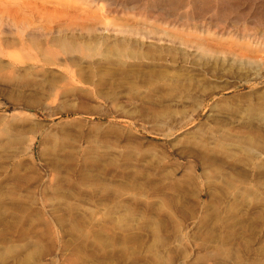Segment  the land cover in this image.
Listing matches in <instances>:
<instances>
[{"label": "rangeland", "instance_id": "374dc122", "mask_svg": "<svg viewBox=\"0 0 264 264\" xmlns=\"http://www.w3.org/2000/svg\"><path fill=\"white\" fill-rule=\"evenodd\" d=\"M72 1L98 28L74 62L0 53V264H264V0L170 24Z\"/></svg>", "mask_w": 264, "mask_h": 264}, {"label": "bare ground", "instance_id": "6f19581e", "mask_svg": "<svg viewBox=\"0 0 264 264\" xmlns=\"http://www.w3.org/2000/svg\"><path fill=\"white\" fill-rule=\"evenodd\" d=\"M31 1L29 0H0V3L5 4V5L4 4L0 5L1 13L3 12L4 15H6V17H9V19L12 15L14 16L17 15L20 10H29L32 12L33 10H35V12H37L36 14H38V17L40 16V18L41 17L44 18L45 15L42 16L43 14H47L46 17L50 16L48 19H45L46 18L45 17L44 18L45 21L42 20V22H45L43 25H38L37 27L36 26L34 27L32 26L33 20L27 21V18H26L25 21L24 19L23 20L20 19L17 21L16 19V17L18 16L17 15L16 17H12L11 18L12 20L10 19L12 22L16 23L14 29L10 28L9 26H8L9 29L6 28L7 25L5 23L3 24L4 20L2 21L1 19H3V17H1L0 26L2 28L0 27L1 28L0 33L2 34V36L0 37V53H2V55L4 56H7L10 59V61L16 62L19 64L24 63L28 60H34L35 62L43 61L49 64H59V65L65 64L67 60L71 61L72 54L74 52L82 53L81 46L77 45L74 41L79 37L84 38L86 32L87 33L91 32V34H93L94 31L95 30L97 31L98 28L92 25L85 28V25L82 22V16L76 12V7L74 6L75 2L73 1L69 2V0H68L69 3L63 2V0H58L56 2H53L50 0H31ZM91 1H97L98 9L100 10L113 11V12H123V11L125 12L127 10H131V11L138 10L141 12H145L148 16H151L154 18H161V19H164L165 21H169V24H170L176 21L177 16H176L175 10H177L180 6L191 5L192 7L191 12L187 13L186 16L189 17L188 19L190 18L192 19L194 17V20L196 19L200 20L198 16L194 14V10L195 11L199 10L200 15H203L204 11L206 10L215 11L216 9L219 8V10L221 11H219L218 13H214V14L216 16H222L223 14H226L224 13L225 10L231 9L232 5L237 0H106L105 5L100 4V0H91ZM20 17H25V16L22 15ZM260 17L261 16L259 14V18ZM262 20H264V17H261L260 21H257V22H262ZM223 21L225 22V20H219V22H223ZM203 26L204 24L200 21L199 25L197 26L194 25V29H197V28L202 29ZM142 31L143 32L138 31L141 37H149L154 40H166V41H169V44L171 43V45H174V46L177 44L184 45L186 47L194 46L190 40H187L188 38L185 39L182 36L175 34V33H168L161 29H156V30L145 29ZM6 32L12 34L13 36L15 34L16 35L15 41L17 43H14L12 41L7 42V40L9 39L6 40L7 37L3 35ZM68 39L72 40L73 44H72V41L70 42L71 44L70 43L68 44L67 43ZM39 41H41L42 43L39 44L38 43ZM74 43L77 46L74 45ZM54 45L56 46V48L53 47ZM16 46L19 47L18 51H20V53L17 50H16L17 52L15 51V52L10 53L11 51H9L8 48L9 47L14 48ZM60 51H61V55L63 53L66 56L63 59L61 58L62 56L60 57L62 61L58 57ZM167 52L168 51H164L165 54ZM168 54H170V52ZM59 60L60 62H58ZM72 62H74L73 59H72ZM75 63H76L75 64L76 67H78V69L80 70V66L78 65V63L77 62ZM67 64H65L64 66L67 67ZM110 64H112V62ZM69 69L70 68H66V71H68V74L71 77H73V72H72L73 70L72 68L70 70ZM66 71H65V74H66ZM75 76L76 74L74 75V77Z\"/></svg>", "mask_w": 264, "mask_h": 264}]
</instances>
